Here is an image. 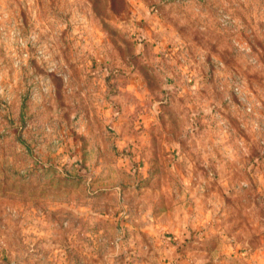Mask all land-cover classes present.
I'll list each match as a JSON object with an SVG mask.
<instances>
[{
    "label": "rangeland",
    "instance_id": "obj_1",
    "mask_svg": "<svg viewBox=\"0 0 264 264\" xmlns=\"http://www.w3.org/2000/svg\"><path fill=\"white\" fill-rule=\"evenodd\" d=\"M0 264H264V0H0Z\"/></svg>",
    "mask_w": 264,
    "mask_h": 264
}]
</instances>
